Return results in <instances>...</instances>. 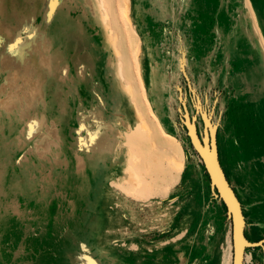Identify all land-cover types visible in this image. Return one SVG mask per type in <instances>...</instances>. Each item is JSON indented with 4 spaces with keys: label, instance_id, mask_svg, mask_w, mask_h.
I'll return each mask as SVG.
<instances>
[{
    "label": "rangeland",
    "instance_id": "obj_1",
    "mask_svg": "<svg viewBox=\"0 0 264 264\" xmlns=\"http://www.w3.org/2000/svg\"><path fill=\"white\" fill-rule=\"evenodd\" d=\"M130 5L104 0L123 52L109 60L91 17L80 20L84 0H0V264H233L232 221L193 146L192 122L201 142L215 127L245 238L256 245L243 264H264V96L237 82L264 64L251 35L253 25L264 50V0ZM29 6L38 11L26 29L11 15ZM137 47L149 99L183 152L180 171L113 91L117 61L138 85ZM77 82L89 102L100 98L103 116L96 104L77 124L69 116L61 92ZM75 152L88 170L75 169ZM134 167L137 187L123 179Z\"/></svg>",
    "mask_w": 264,
    "mask_h": 264
},
{
    "label": "bare ground",
    "instance_id": "obj_2",
    "mask_svg": "<svg viewBox=\"0 0 264 264\" xmlns=\"http://www.w3.org/2000/svg\"><path fill=\"white\" fill-rule=\"evenodd\" d=\"M14 1L16 2L17 0ZM84 2L85 8H83V14L91 17V21L97 29V34L102 38L104 49L107 52H112V55H108L109 60H112V57H122L123 52L121 46H119L120 43H118V38L113 32V28L108 23V15L105 12L104 0H84ZM126 4L127 6H131V0H126ZM36 10H38L36 7L29 6L21 8L20 12H17V8L14 7L11 16L16 17L14 20L16 24H20L24 26V28L27 27L26 29H29V22L32 14H34ZM126 15L128 16L127 20L132 23L131 14L126 12ZM251 35L255 39V46L257 45L260 48L261 52H258V55L264 58L263 45L262 42L257 39L258 30L253 25ZM142 54L143 47H139L135 52L138 85L133 81V77L125 72L122 62H114L115 74L112 77L113 91L122 99L121 102H126L131 119L140 126L144 133H146V138L151 142L152 146L154 148H161L164 152V158L167 159L171 167L180 171L184 165L183 152L177 144L175 137L167 132L166 129L169 128V125L166 123V120H161L159 118L149 99L143 76V66L141 64ZM237 82L244 93L253 91L251 95L264 96V64L256 70L241 73L238 76ZM259 83H261L262 86H260ZM44 118L46 122L47 117ZM41 121L43 122V120ZM149 121L151 123H149ZM84 128L85 126L82 125L81 130L83 131ZM127 128H129V124ZM91 133H94V131ZM90 138L93 143L96 140V134H90ZM135 169L134 167V169L130 168L129 170L123 171V179L129 181L134 187H137L140 183V175ZM262 173V178L264 179V172Z\"/></svg>",
    "mask_w": 264,
    "mask_h": 264
},
{
    "label": "water",
    "instance_id": "obj_3",
    "mask_svg": "<svg viewBox=\"0 0 264 264\" xmlns=\"http://www.w3.org/2000/svg\"><path fill=\"white\" fill-rule=\"evenodd\" d=\"M187 120L188 117L186 116V121ZM194 120L195 118H193V121ZM190 126L193 127V135L191 134V130L188 127L189 135L191 137L194 148L202 158L205 168L209 174L211 188L212 190L218 192V196L227 207V215L232 221L233 264H243L245 250L251 246L256 245L250 244L245 238V220L242 214L241 205L236 198L233 190L231 189L218 160L215 127H211L209 137H207V134L205 133L203 141L201 142L196 135L193 122L190 124ZM193 136L197 141L196 143L194 142ZM208 157L213 162L215 173H212L208 166L206 160V158Z\"/></svg>",
    "mask_w": 264,
    "mask_h": 264
},
{
    "label": "crops",
    "instance_id": "obj_4",
    "mask_svg": "<svg viewBox=\"0 0 264 264\" xmlns=\"http://www.w3.org/2000/svg\"><path fill=\"white\" fill-rule=\"evenodd\" d=\"M38 6V5H37ZM38 10H36L35 14L37 13ZM82 12V11H81ZM66 14L68 15V13L66 12ZM33 16V14H32ZM69 18L72 21H75V19L73 17H71L70 15H68ZM87 15H84L82 13V16L80 17V20L85 21ZM30 24L32 23V17L31 20L29 22ZM22 26V25H21ZM24 27V26H22ZM27 28V27H25ZM70 70V68L68 67V71ZM90 92H94V90L92 88H90L89 90ZM95 92H97V88L95 86ZM89 94V93H88ZM88 94L86 93V89L83 87V85H81V83H73V85L68 84L67 87L61 92V99L65 101V105L68 108V113L69 116H71V118L73 117L75 119V123L77 124L79 122V120L86 116V112H88V109L93 105L96 104L98 105V108L100 110V113L103 116V104H99L100 102V98L96 101H93L92 103L89 102L87 100V96ZM54 117L55 120L54 122H59V114L57 112H54ZM59 133V130H58ZM78 133V132H77ZM79 152V151H76ZM76 152L74 153V159H75V169L78 171H85L87 168H78L77 164H76ZM88 170V169H87Z\"/></svg>",
    "mask_w": 264,
    "mask_h": 264
}]
</instances>
